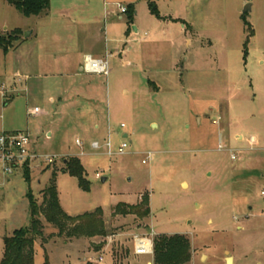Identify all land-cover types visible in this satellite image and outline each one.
Wrapping results in <instances>:
<instances>
[{"label":"rangeland","instance_id":"374dc122","mask_svg":"<svg viewBox=\"0 0 264 264\" xmlns=\"http://www.w3.org/2000/svg\"><path fill=\"white\" fill-rule=\"evenodd\" d=\"M49 8L27 17L0 0V32L23 30L21 43L0 51V86L29 76L0 93V131L27 130L36 153L57 158L34 161L31 183L20 169L0 190V262L4 238L29 225V189L42 204L56 169L62 207L72 216L101 207L106 234L78 235L67 220L59 235L43 210L35 264H155L154 253H134V237L154 244L177 233L189 239V264H227L229 254L235 264H264V0H51ZM241 13L253 29L247 55ZM91 50L107 60L106 74L79 73L78 54ZM75 156L89 191L65 169ZM147 201L148 216L116 211Z\"/></svg>","mask_w":264,"mask_h":264},{"label":"trees","instance_id":"16d2710c","mask_svg":"<svg viewBox=\"0 0 264 264\" xmlns=\"http://www.w3.org/2000/svg\"><path fill=\"white\" fill-rule=\"evenodd\" d=\"M9 4L13 5L16 9L21 11L25 16H37L44 11L50 9L51 0H6ZM153 12L158 13L157 6L150 3ZM130 13L129 21H132L133 14L131 6L127 8ZM242 19L248 30V37L244 43V53L247 55V45L253 29L250 21L247 19L246 14H242ZM23 34L22 28H16L13 31L0 32V51L3 53L8 52L10 49L15 48L21 43ZM66 160V159H65ZM66 171L70 175L76 176L79 180V185L85 191L90 190L91 183L87 179L86 169L82 163V160L75 157H69L65 167ZM25 176L29 183H31V168L27 165L25 167ZM52 177L50 178L47 185L43 188V202L38 204L36 196L29 189V201L31 209V219L27 227L16 229L10 236L4 238L5 254L0 264H35L36 254V242L38 239L46 242L45 238V226L41 221L40 214L43 210L46 212V219L48 222L53 223L59 228L61 233L65 230L64 221H71L76 226L73 231L78 235L84 234L83 232L90 233V235H105V230L101 228L102 222L101 217L103 216V209L97 208L91 214H80L76 216L70 215L61 205L60 192L57 188V170L53 169ZM147 203L129 205L127 202H119L116 205V211L127 214V211H121V207H129L132 211L136 212L140 216H148L151 213V208ZM98 214V215H97ZM76 233V234H77ZM153 253L155 256V264H189L191 260L190 253V242L183 234H174L173 236L162 234L160 237L154 238ZM43 242V243H44ZM47 264H49L47 260Z\"/></svg>","mask_w":264,"mask_h":264},{"label":"built area","instance_id":"2783aa9c","mask_svg":"<svg viewBox=\"0 0 264 264\" xmlns=\"http://www.w3.org/2000/svg\"><path fill=\"white\" fill-rule=\"evenodd\" d=\"M121 11L126 12L127 6L121 4ZM86 72H97L104 73L108 72V62L103 60H98L89 56L85 64ZM20 80L22 76H18ZM7 90H14V87L8 85L0 86V93L3 98L7 96ZM40 113V109L37 107L30 111L31 115H37ZM259 140L256 136H252L249 139L251 147L258 144ZM95 148H99V142H93ZM128 143L125 142L122 147L119 148L118 153L124 154L125 148ZM220 149H224L223 145H220ZM110 153V152H109ZM112 154V153H111ZM234 159H237V155H232ZM57 158L54 156H40L32 148L31 136L27 130H15V131H2L0 132V188H2L6 183H9L14 177V175L20 170L24 169L28 165H31L34 161L39 160L45 164H51L55 162ZM146 162V159L143 160ZM99 176L100 174L97 173ZM134 251L136 254L145 255L148 253H153V239L148 236H135L134 237ZM149 242V244H148ZM151 242V245H150ZM149 245V246H148ZM101 259H103L101 257Z\"/></svg>","mask_w":264,"mask_h":264},{"label":"crops","instance_id":"0c3cea01","mask_svg":"<svg viewBox=\"0 0 264 264\" xmlns=\"http://www.w3.org/2000/svg\"><path fill=\"white\" fill-rule=\"evenodd\" d=\"M240 17H241V19H242V13L240 14ZM135 29H137V27H135ZM138 30V29H137ZM31 33H30V35L29 36H37V33H36V31H35V29L34 30H31L30 31ZM92 54H94V50L92 51H89V52H86V51H83L82 53H79L78 54V57H79V60H78V70L80 71L79 73H87V74H89V73H96V74H104V73H97V72H86L85 71V64H86V61H87V59L89 58V56L90 57H92V58H95V57H93L92 56ZM97 57L98 58H95V59H98V60H103V58L102 57H99V55H97ZM103 61H105V60H103ZM78 72H73V70L72 71H68L66 74H68V76H72L73 74H75V75H78L79 74ZM80 75V74H79ZM18 76H21L19 73H16L15 75H14V77H13V79L9 82L10 83V86H12V87H14V90H13V92L12 93H14L17 89L19 90V88H18V85H20V84H22V82H23V79H22V81L21 80H19L20 78L18 77ZM28 77L29 76H26V77H24V76H22V78H24V79H28ZM17 78H19V79H17ZM2 83H5V81L4 82H2ZM24 88H26L25 86H24ZM22 87L20 88V90L22 91ZM6 103L7 102H5V99H4V105H6ZM2 131H5V132H7V131H15V130H12V129H9V128H7V129H3V130H1L0 132H2ZM34 150V149H33ZM4 187V186H3ZM2 187V188H3ZM2 188H0V190L2 189ZM135 244V243H134ZM134 253H135V251H134ZM136 254V253H135ZM149 254V253H148ZM226 254H228V252L226 253ZM136 255H138V256H145V255H141V254H136ZM228 257V256H227ZM143 260L142 259H138V258H136L135 257V259L134 260H131L130 261V264H142L141 262H142ZM112 262V261H111ZM151 262H148L147 264H150ZM111 264H113V263H111ZM233 264H235V257L233 256Z\"/></svg>","mask_w":264,"mask_h":264},{"label":"water","instance_id":"95a60500","mask_svg":"<svg viewBox=\"0 0 264 264\" xmlns=\"http://www.w3.org/2000/svg\"><path fill=\"white\" fill-rule=\"evenodd\" d=\"M30 33H31L30 31L26 32L25 37H29ZM65 162H67V159L65 160ZM64 172H66V171L64 170ZM106 180H107V178L104 177L103 178V181H106ZM227 264H233V255H230V254L228 255V257H227Z\"/></svg>","mask_w":264,"mask_h":264},{"label":"bare ground","instance_id":"6f19581e","mask_svg":"<svg viewBox=\"0 0 264 264\" xmlns=\"http://www.w3.org/2000/svg\"><path fill=\"white\" fill-rule=\"evenodd\" d=\"M148 244H149V242H148ZM150 245H151V242H150ZM149 246V245H148Z\"/></svg>","mask_w":264,"mask_h":264}]
</instances>
